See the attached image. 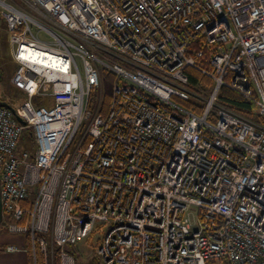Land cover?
Wrapping results in <instances>:
<instances>
[{
    "label": "built area",
    "instance_id": "built-area-1",
    "mask_svg": "<svg viewBox=\"0 0 264 264\" xmlns=\"http://www.w3.org/2000/svg\"><path fill=\"white\" fill-rule=\"evenodd\" d=\"M3 28L23 98L0 94V230L35 264L94 232L100 264H264V0H0Z\"/></svg>",
    "mask_w": 264,
    "mask_h": 264
},
{
    "label": "trees",
    "instance_id": "trees-1",
    "mask_svg": "<svg viewBox=\"0 0 264 264\" xmlns=\"http://www.w3.org/2000/svg\"><path fill=\"white\" fill-rule=\"evenodd\" d=\"M187 72L189 75L188 87L192 90V92L197 95H208L214 86V81L193 68H189ZM102 79L104 87V108L106 110L110 105L114 75L108 72L107 70H103ZM1 80L2 77L0 75V82ZM183 104L189 109H194L195 112L198 114H201L205 108L204 103H196L193 100H190L189 102H184ZM217 105L228 108L234 111L235 113L258 124H261L263 122L262 117H260L258 114L255 94L252 97H246L238 91L231 90L227 87H222L218 95ZM97 240L98 246L101 240L100 238H98ZM26 245L27 252L30 256L31 264H35L33 255L30 250L31 246L28 239H26ZM69 251L72 253L71 248L69 249ZM37 264H45L44 258L41 255L37 256ZM54 264H61L60 259L55 257Z\"/></svg>",
    "mask_w": 264,
    "mask_h": 264
},
{
    "label": "rangeland",
    "instance_id": "rangeland-1",
    "mask_svg": "<svg viewBox=\"0 0 264 264\" xmlns=\"http://www.w3.org/2000/svg\"><path fill=\"white\" fill-rule=\"evenodd\" d=\"M3 26V25H2ZM4 27V26H3ZM16 65L10 59L9 47L7 44V33L5 29L0 32V75L2 80L0 82V94L3 99L14 103L23 98L22 93L12 84V77L15 73ZM207 96V95H205ZM38 98L37 101H41ZM50 107L53 106V100H46ZM193 101L199 103L198 99L193 98ZM98 232H94L87 240L78 243L71 247L72 253L76 258L77 264H100L97 250H98Z\"/></svg>",
    "mask_w": 264,
    "mask_h": 264
},
{
    "label": "crops",
    "instance_id": "crops-1",
    "mask_svg": "<svg viewBox=\"0 0 264 264\" xmlns=\"http://www.w3.org/2000/svg\"><path fill=\"white\" fill-rule=\"evenodd\" d=\"M4 218L0 198V222H2ZM10 246L18 248V251L7 252V248ZM26 247V238L24 236L12 235L4 229L0 230V264H31Z\"/></svg>",
    "mask_w": 264,
    "mask_h": 264
},
{
    "label": "water",
    "instance_id": "water-1",
    "mask_svg": "<svg viewBox=\"0 0 264 264\" xmlns=\"http://www.w3.org/2000/svg\"><path fill=\"white\" fill-rule=\"evenodd\" d=\"M0 105H3V106H5V104H4V103H0Z\"/></svg>",
    "mask_w": 264,
    "mask_h": 264
},
{
    "label": "bare ground",
    "instance_id": "bare-ground-1",
    "mask_svg": "<svg viewBox=\"0 0 264 264\" xmlns=\"http://www.w3.org/2000/svg\"><path fill=\"white\" fill-rule=\"evenodd\" d=\"M36 55V54H35Z\"/></svg>",
    "mask_w": 264,
    "mask_h": 264
}]
</instances>
